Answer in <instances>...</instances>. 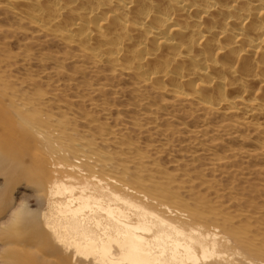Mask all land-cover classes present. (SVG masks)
<instances>
[{
  "label": "rangeland",
  "instance_id": "374dc122",
  "mask_svg": "<svg viewBox=\"0 0 264 264\" xmlns=\"http://www.w3.org/2000/svg\"><path fill=\"white\" fill-rule=\"evenodd\" d=\"M134 81L0 4V95L2 89L22 91L37 109L30 125L16 118L5 126L0 116V264H63L43 236L48 229L42 214L49 210L47 191L55 177L74 186V195L91 177L120 184V195L148 211L157 203L174 210L180 218L159 215L203 239V248L192 242L196 264L249 258L264 264V163L248 145H264L262 120L210 112L146 86L139 91L148 106L136 109L127 94ZM85 114L96 119L95 127L81 125ZM31 124H40L41 136ZM55 128L65 130L59 143L44 144L40 137L49 139ZM78 152L90 161H75ZM202 249L214 254L203 260Z\"/></svg>",
  "mask_w": 264,
  "mask_h": 264
},
{
  "label": "bare ground",
  "instance_id": "6f19581e",
  "mask_svg": "<svg viewBox=\"0 0 264 264\" xmlns=\"http://www.w3.org/2000/svg\"><path fill=\"white\" fill-rule=\"evenodd\" d=\"M0 4L10 6L37 31L80 48L111 73L133 75L127 94L136 109L148 106L139 91L146 86L210 112L256 116L264 125V0H0ZM6 90L0 95L1 122L10 127L16 118L35 123L33 103L25 101L22 91L12 95ZM86 115L80 124L95 127L96 119ZM45 124L50 130V123ZM38 126L31 127L41 136ZM53 130L49 139L42 135L37 140L55 146L65 130L61 134L60 129ZM248 145L250 154L264 163V145L252 140ZM73 155L75 161H90L82 152ZM55 178L47 191L49 210L42 214L48 229L43 236L51 239L45 245L54 244L63 264H196L192 242L203 248V239L159 215L180 218L174 210L161 203L154 204L153 211L135 205L119 194L123 186L112 181L90 177L74 195V186ZM126 191L133 192L128 187ZM47 237L45 241L50 240ZM212 254L201 250L203 260ZM239 264L262 263L249 258Z\"/></svg>",
  "mask_w": 264,
  "mask_h": 264
}]
</instances>
